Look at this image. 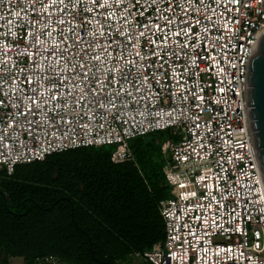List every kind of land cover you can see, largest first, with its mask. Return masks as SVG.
I'll return each instance as SVG.
<instances>
[{
	"label": "built area",
	"instance_id": "built-area-1",
	"mask_svg": "<svg viewBox=\"0 0 264 264\" xmlns=\"http://www.w3.org/2000/svg\"><path fill=\"white\" fill-rule=\"evenodd\" d=\"M264 0H0V172L168 129L153 264H264L248 62ZM35 264H67L52 254Z\"/></svg>",
	"mask_w": 264,
	"mask_h": 264
},
{
	"label": "trees",
	"instance_id": "trees-1",
	"mask_svg": "<svg viewBox=\"0 0 264 264\" xmlns=\"http://www.w3.org/2000/svg\"><path fill=\"white\" fill-rule=\"evenodd\" d=\"M167 131L131 138L130 160L114 161L117 144L106 143L51 152L17 164L11 175L1 171L2 264L9 255L35 264L43 254L67 264H153L128 258L164 236L159 201L171 192L161 149Z\"/></svg>",
	"mask_w": 264,
	"mask_h": 264
},
{
	"label": "water",
	"instance_id": "water-1",
	"mask_svg": "<svg viewBox=\"0 0 264 264\" xmlns=\"http://www.w3.org/2000/svg\"><path fill=\"white\" fill-rule=\"evenodd\" d=\"M245 95L251 139L264 179V34L260 35L248 62ZM89 248L92 252L91 244Z\"/></svg>",
	"mask_w": 264,
	"mask_h": 264
},
{
	"label": "rangeland",
	"instance_id": "rangeland-1",
	"mask_svg": "<svg viewBox=\"0 0 264 264\" xmlns=\"http://www.w3.org/2000/svg\"><path fill=\"white\" fill-rule=\"evenodd\" d=\"M168 136H170V131L169 130L166 132L165 138L168 137ZM171 190H172V188H171ZM128 259L129 260L130 259H132V260H138L139 258H137L136 256H132V257H129ZM22 262H23V259L22 258L10 257L7 260V264H22ZM0 264H2L1 260H0Z\"/></svg>",
	"mask_w": 264,
	"mask_h": 264
},
{
	"label": "crops",
	"instance_id": "crops-1",
	"mask_svg": "<svg viewBox=\"0 0 264 264\" xmlns=\"http://www.w3.org/2000/svg\"><path fill=\"white\" fill-rule=\"evenodd\" d=\"M21 171H22V170L20 169V172H21ZM3 256H4V254L2 255V258L5 259V257H3ZM10 257H14V258H22V259H23V257L20 256V255H14V256H10V255H9V256H7L6 259L8 260V258H10ZM23 260H24V259H23ZM22 263H23V262H22Z\"/></svg>",
	"mask_w": 264,
	"mask_h": 264
},
{
	"label": "flooded vegetation",
	"instance_id": "flooded-vegetation-1",
	"mask_svg": "<svg viewBox=\"0 0 264 264\" xmlns=\"http://www.w3.org/2000/svg\"><path fill=\"white\" fill-rule=\"evenodd\" d=\"M53 176L56 177V171L53 172Z\"/></svg>",
	"mask_w": 264,
	"mask_h": 264
},
{
	"label": "snow or ice",
	"instance_id": "snow-or-ice-1",
	"mask_svg": "<svg viewBox=\"0 0 264 264\" xmlns=\"http://www.w3.org/2000/svg\"><path fill=\"white\" fill-rule=\"evenodd\" d=\"M234 2H237V0H234Z\"/></svg>",
	"mask_w": 264,
	"mask_h": 264
},
{
	"label": "bare ground",
	"instance_id": "bare-ground-1",
	"mask_svg": "<svg viewBox=\"0 0 264 264\" xmlns=\"http://www.w3.org/2000/svg\"><path fill=\"white\" fill-rule=\"evenodd\" d=\"M262 34H264V32Z\"/></svg>",
	"mask_w": 264,
	"mask_h": 264
}]
</instances>
